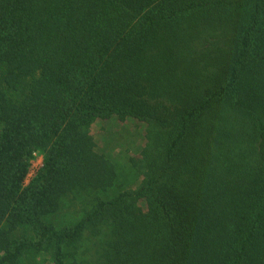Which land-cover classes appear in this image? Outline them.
Listing matches in <instances>:
<instances>
[{
  "label": "trees",
  "instance_id": "obj_1",
  "mask_svg": "<svg viewBox=\"0 0 264 264\" xmlns=\"http://www.w3.org/2000/svg\"><path fill=\"white\" fill-rule=\"evenodd\" d=\"M0 264H264V0H0Z\"/></svg>",
  "mask_w": 264,
  "mask_h": 264
},
{
  "label": "rangeland",
  "instance_id": "obj_2",
  "mask_svg": "<svg viewBox=\"0 0 264 264\" xmlns=\"http://www.w3.org/2000/svg\"><path fill=\"white\" fill-rule=\"evenodd\" d=\"M90 133L100 152L106 153L119 164H125L131 157L135 159H143V151L146 147V125L136 120H126L119 122L115 118L107 121H95L90 129ZM43 157L40 153H35L30 163L29 173L25 180V185L36 176L41 168ZM124 167L123 165H120ZM119 166V167H120ZM124 170L120 173L124 177ZM74 205V203H73ZM137 207H144L141 201ZM81 205L77 202L75 207L68 210V215L78 217ZM85 253V252H84ZM92 256L87 253L83 257L85 261H91Z\"/></svg>",
  "mask_w": 264,
  "mask_h": 264
}]
</instances>
